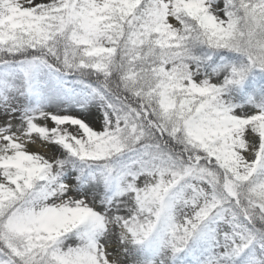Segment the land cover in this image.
<instances>
[{"label":"snow or ice","instance_id":"1","mask_svg":"<svg viewBox=\"0 0 264 264\" xmlns=\"http://www.w3.org/2000/svg\"><path fill=\"white\" fill-rule=\"evenodd\" d=\"M0 264H264V0H0Z\"/></svg>","mask_w":264,"mask_h":264},{"label":"rangeland","instance_id":"2","mask_svg":"<svg viewBox=\"0 0 264 264\" xmlns=\"http://www.w3.org/2000/svg\"><path fill=\"white\" fill-rule=\"evenodd\" d=\"M32 147V150H34V151H36V150H41V149H39L37 146H35V145H33V146H31ZM36 149V150H35Z\"/></svg>","mask_w":264,"mask_h":264},{"label":"bare ground","instance_id":"3","mask_svg":"<svg viewBox=\"0 0 264 264\" xmlns=\"http://www.w3.org/2000/svg\"><path fill=\"white\" fill-rule=\"evenodd\" d=\"M36 150V149H35ZM36 151H38V150H36Z\"/></svg>","mask_w":264,"mask_h":264}]
</instances>
